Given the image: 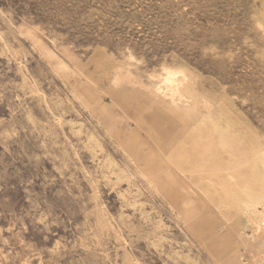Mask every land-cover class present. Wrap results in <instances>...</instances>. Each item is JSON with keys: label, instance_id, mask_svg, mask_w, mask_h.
I'll use <instances>...</instances> for the list:
<instances>
[{"label": "rangeland", "instance_id": "1", "mask_svg": "<svg viewBox=\"0 0 264 264\" xmlns=\"http://www.w3.org/2000/svg\"><path fill=\"white\" fill-rule=\"evenodd\" d=\"M0 264H264V0H0Z\"/></svg>", "mask_w": 264, "mask_h": 264}]
</instances>
